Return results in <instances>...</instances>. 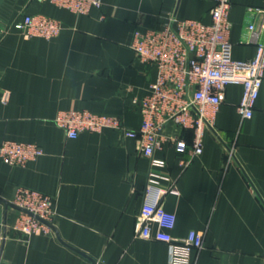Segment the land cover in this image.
Segmentation results:
<instances>
[{
  "label": "crops",
  "instance_id": "crops-1",
  "mask_svg": "<svg viewBox=\"0 0 264 264\" xmlns=\"http://www.w3.org/2000/svg\"><path fill=\"white\" fill-rule=\"evenodd\" d=\"M102 2L87 13L50 0H4L0 8V143L33 141L44 149L24 165L0 158V264H170L169 240L191 230L204 237L192 264H264V79L247 118L237 111L243 85L226 86L201 154L176 148L177 139L191 144L190 128H164L155 155L166 161L157 169L172 183L164 207L176 223L154 222L151 236L140 237L151 162L141 137L126 130L141 126L139 102L158 71L132 48L133 32L172 17L209 23L215 0ZM36 13L60 19V33L27 37L15 27ZM230 20L233 58H252L264 41V0H233ZM71 108L117 117L122 126L70 138L54 118ZM228 146L235 148L230 161ZM22 186L51 196L49 231L15 228L20 210L3 200L12 201Z\"/></svg>",
  "mask_w": 264,
  "mask_h": 264
},
{
  "label": "built area",
  "instance_id": "built-area-1",
  "mask_svg": "<svg viewBox=\"0 0 264 264\" xmlns=\"http://www.w3.org/2000/svg\"><path fill=\"white\" fill-rule=\"evenodd\" d=\"M58 6L77 13H87L92 7H101L102 0H50ZM233 0H215L211 21L198 19L170 18L160 27L137 26L133 32L132 48L143 62L157 66V78L151 82L149 92L139 102L142 121L137 130H126L130 136L141 137V148L150 159L151 167L144 189L145 201L137 216L136 232L143 238L151 236L152 224L173 228L176 214L164 207L166 194L172 186L169 177L157 168L166 161L155 155L162 147L163 131L168 124L192 130L191 144L177 139L180 152L189 150L192 156L204 149V135L208 129H215V118L223 100L227 85H243V94L237 104V111L243 117H251L264 79V41L257 42L252 58L237 60L232 55L230 14ZM258 11H262L257 9ZM0 16V26L4 27ZM264 26V25H263ZM27 37L43 36L53 38L62 30L60 19L42 14H24L15 23ZM250 29L255 30L251 24ZM54 121L65 129L68 137L76 138L84 131H102L107 127L119 128V118L89 109L60 110ZM234 146H228V160L234 153ZM44 153L40 144L33 141L5 139L0 143V158L13 165H24ZM188 164L189 161L182 160ZM169 184H163V180ZM12 202L29 210H20L15 228L33 234L49 231L50 225L39 218L51 221L54 211L51 196L39 189L19 187ZM170 264H192L193 249L204 248V237L191 230L184 238H171Z\"/></svg>",
  "mask_w": 264,
  "mask_h": 264
},
{
  "label": "water",
  "instance_id": "water-1",
  "mask_svg": "<svg viewBox=\"0 0 264 264\" xmlns=\"http://www.w3.org/2000/svg\"><path fill=\"white\" fill-rule=\"evenodd\" d=\"M3 3H4V0H0V8H1V6H2ZM2 200H3V199H2ZM3 201L5 202L7 208H8V206H12V207H14V208H16V209H18V210H22V211H25V212H29V210H27V209H25V208H23V207H21V206L15 204V203H13V202L10 201V200H3ZM36 217L39 218L40 220H42L43 222L47 223L48 225L53 226L49 221H47V220L41 218L40 216H37V215H36Z\"/></svg>",
  "mask_w": 264,
  "mask_h": 264
}]
</instances>
